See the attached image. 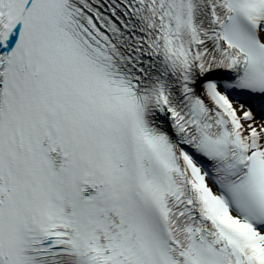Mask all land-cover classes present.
Wrapping results in <instances>:
<instances>
[{
  "label": "snow or ice",
  "instance_id": "6c2138e0",
  "mask_svg": "<svg viewBox=\"0 0 264 264\" xmlns=\"http://www.w3.org/2000/svg\"><path fill=\"white\" fill-rule=\"evenodd\" d=\"M0 264H264V0H0Z\"/></svg>",
  "mask_w": 264,
  "mask_h": 264
}]
</instances>
